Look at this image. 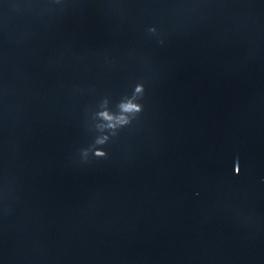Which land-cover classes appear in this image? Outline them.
Listing matches in <instances>:
<instances>
[{
	"label": "water",
	"instance_id": "obj_1",
	"mask_svg": "<svg viewBox=\"0 0 264 264\" xmlns=\"http://www.w3.org/2000/svg\"><path fill=\"white\" fill-rule=\"evenodd\" d=\"M0 264H264V0H0Z\"/></svg>",
	"mask_w": 264,
	"mask_h": 264
},
{
	"label": "clouds",
	"instance_id": "obj_2",
	"mask_svg": "<svg viewBox=\"0 0 264 264\" xmlns=\"http://www.w3.org/2000/svg\"><path fill=\"white\" fill-rule=\"evenodd\" d=\"M137 90L139 91L140 89H137ZM132 110L139 111L140 108L137 105H131V104L123 105V111L128 112V111H132ZM103 115L105 116L106 119H109V120L112 119V117L109 116L107 113H104ZM125 122L126 121H123V120L121 121V123H125ZM97 155H101L102 156V155H104V153L103 152H97Z\"/></svg>",
	"mask_w": 264,
	"mask_h": 264
}]
</instances>
